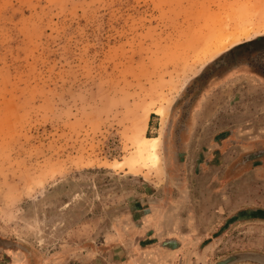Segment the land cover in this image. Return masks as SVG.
<instances>
[{
  "label": "rangeland",
  "instance_id": "374dc122",
  "mask_svg": "<svg viewBox=\"0 0 264 264\" xmlns=\"http://www.w3.org/2000/svg\"><path fill=\"white\" fill-rule=\"evenodd\" d=\"M223 30L249 36L215 54ZM238 45L264 73V0H0V264H214L264 244V221L228 228L259 204L258 162L229 168L264 144L243 123L264 89L195 102ZM143 135L157 167L135 159Z\"/></svg>",
  "mask_w": 264,
  "mask_h": 264
},
{
  "label": "crops",
  "instance_id": "0c3cea01",
  "mask_svg": "<svg viewBox=\"0 0 264 264\" xmlns=\"http://www.w3.org/2000/svg\"><path fill=\"white\" fill-rule=\"evenodd\" d=\"M241 47L242 46L238 45L226 51L225 53L218 56L215 60H213V62L208 66V68L210 67L211 70L207 74L209 75L208 77L209 79L205 85H207V87L210 85V88L209 90H207V87L206 89L205 88L203 89L202 94L195 101L197 106L203 105L205 102H207L208 95L206 93H208V91L211 92L210 94L211 96H213L212 93L214 92L215 88H218L219 90V87H224V86L230 87V84L232 85L233 83L236 84L240 82V85L242 83L246 85V80H247V81H250L252 86L254 85L262 86V89H264V73L261 74L259 71L260 69H258L253 64V62L259 63L261 61L259 52L253 51L249 54H246V51L235 50ZM256 68L258 69V71ZM203 73L204 72L201 73L202 76H204ZM221 121H224L227 123L233 122V120L229 119V117H227V119H221ZM246 122H255V123L260 124V126L264 127V117H261V116H259L258 118L250 119L248 121L245 120L243 123L245 124ZM234 133H235L234 130L232 129L229 130L228 132L229 137L234 135ZM255 161L258 162L257 163L258 166L256 168L260 171H263L264 170V144L259 145L256 150H253V151L248 152L247 154H244V156L240 159V162H233V164L230 166L231 168L229 169L232 171L237 170V172L242 171L245 174L246 168H249V164L254 163ZM226 187L228 188L229 185H227ZM258 187L260 188L259 190L260 195L258 196L259 204L251 208L250 209L251 211L249 212H243L242 214L240 213V214H237L236 216H234L235 212H233V214L228 216V218L233 217L232 219L234 221L233 223L229 224L230 227L228 228H232L236 224L246 222L245 221L246 218H252L251 220L264 221V196H263L264 180H261V178L258 180ZM210 191H211V188H210ZM238 197H241V196H238ZM243 197L244 199L239 200L241 206L246 205V197L242 195V198ZM235 200L236 198L233 196V194L231 196H228V198L224 200L223 202L225 204L221 206L222 208L220 207V209L227 210L231 208ZM243 209H246V206L243 208H238V210H243ZM200 217L209 218L207 215L204 216V214H201ZM214 217L217 218V217H220V215L215 214ZM210 245L213 246V241L210 243ZM177 246H179V244ZM238 249L240 252L232 253L230 255L239 254V253H248V254L254 255L253 259H250L251 261H248L242 264H248V263L249 264H264V244L263 242L247 240V242L244 243L241 247H238ZM256 260L260 261V263L256 262ZM21 264H23V262Z\"/></svg>",
  "mask_w": 264,
  "mask_h": 264
},
{
  "label": "bare ground",
  "instance_id": "6f19581e",
  "mask_svg": "<svg viewBox=\"0 0 264 264\" xmlns=\"http://www.w3.org/2000/svg\"><path fill=\"white\" fill-rule=\"evenodd\" d=\"M223 31L219 33L216 39V44L214 45V50L212 51L215 54L226 50L228 47L236 45L241 39H247L249 36V32L247 30H243L241 33ZM158 112L163 113V109L160 108ZM159 144L160 138L158 136H141L135 141V159L137 158V160L143 165L150 162L151 165L157 167L160 162V158L158 156Z\"/></svg>",
  "mask_w": 264,
  "mask_h": 264
},
{
  "label": "water",
  "instance_id": "95a60500",
  "mask_svg": "<svg viewBox=\"0 0 264 264\" xmlns=\"http://www.w3.org/2000/svg\"><path fill=\"white\" fill-rule=\"evenodd\" d=\"M253 257H254L253 254H248V253L233 254L221 260L215 261L214 264H242L251 261L250 259H253ZM256 262L260 263V261L257 260Z\"/></svg>",
  "mask_w": 264,
  "mask_h": 264
},
{
  "label": "trees",
  "instance_id": "16d2710c",
  "mask_svg": "<svg viewBox=\"0 0 264 264\" xmlns=\"http://www.w3.org/2000/svg\"><path fill=\"white\" fill-rule=\"evenodd\" d=\"M258 39V38H257Z\"/></svg>",
  "mask_w": 264,
  "mask_h": 264
}]
</instances>
